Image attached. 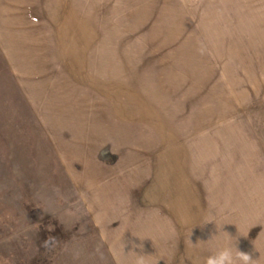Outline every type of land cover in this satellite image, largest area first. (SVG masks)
<instances>
[{"label": "rangeland", "instance_id": "1", "mask_svg": "<svg viewBox=\"0 0 264 264\" xmlns=\"http://www.w3.org/2000/svg\"><path fill=\"white\" fill-rule=\"evenodd\" d=\"M263 109L264 0H0V264L245 253Z\"/></svg>", "mask_w": 264, "mask_h": 264}, {"label": "crops", "instance_id": "2", "mask_svg": "<svg viewBox=\"0 0 264 264\" xmlns=\"http://www.w3.org/2000/svg\"><path fill=\"white\" fill-rule=\"evenodd\" d=\"M264 124V109L261 111V116L257 115ZM264 135V134H263ZM262 156L264 158V137L262 138ZM234 172V171H231ZM235 172H237L235 170ZM245 178H238V174H232L228 185V192L231 196V215L228 220L233 225H246V229L252 225L259 226V236L251 244L247 243L245 253L250 254L253 259L258 258V264H264V167L261 170L247 169ZM219 185V187H218ZM209 192L218 194L223 191L222 184L208 187ZM198 207L205 208V192L204 186L197 188ZM210 197V196H209ZM211 198V197H210ZM217 198V196H214ZM201 200L203 204H201ZM198 222L200 218L197 219Z\"/></svg>", "mask_w": 264, "mask_h": 264}, {"label": "clouds", "instance_id": "3", "mask_svg": "<svg viewBox=\"0 0 264 264\" xmlns=\"http://www.w3.org/2000/svg\"><path fill=\"white\" fill-rule=\"evenodd\" d=\"M258 264V258L253 259L250 254L236 249L235 257L233 251L228 247L219 248L213 255L206 257L203 264ZM136 264H145L144 258L139 257Z\"/></svg>", "mask_w": 264, "mask_h": 264}]
</instances>
